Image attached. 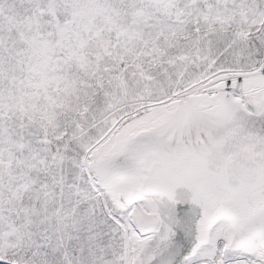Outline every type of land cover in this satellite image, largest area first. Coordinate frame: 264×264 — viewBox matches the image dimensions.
I'll list each match as a JSON object with an SVG mask.
<instances>
[{
    "label": "snow or ice",
    "instance_id": "1",
    "mask_svg": "<svg viewBox=\"0 0 264 264\" xmlns=\"http://www.w3.org/2000/svg\"><path fill=\"white\" fill-rule=\"evenodd\" d=\"M0 264H264V0H0Z\"/></svg>",
    "mask_w": 264,
    "mask_h": 264
}]
</instances>
